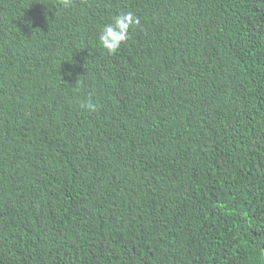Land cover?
Instances as JSON below:
<instances>
[{
    "label": "trees",
    "instance_id": "obj_1",
    "mask_svg": "<svg viewBox=\"0 0 264 264\" xmlns=\"http://www.w3.org/2000/svg\"><path fill=\"white\" fill-rule=\"evenodd\" d=\"M0 264H264V0H0Z\"/></svg>",
    "mask_w": 264,
    "mask_h": 264
},
{
    "label": "clouds",
    "instance_id": "obj_2",
    "mask_svg": "<svg viewBox=\"0 0 264 264\" xmlns=\"http://www.w3.org/2000/svg\"><path fill=\"white\" fill-rule=\"evenodd\" d=\"M62 8L70 7L72 0H59ZM140 20L133 13L117 14L110 23L102 26L98 36L99 45L108 53L113 54L121 48L129 38L130 29L139 26ZM81 108L96 111L98 106L91 99L80 100Z\"/></svg>",
    "mask_w": 264,
    "mask_h": 264
}]
</instances>
